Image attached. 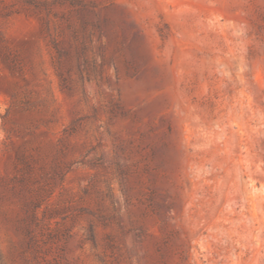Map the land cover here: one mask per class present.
<instances>
[{
	"label": "rangeland",
	"instance_id": "374dc122",
	"mask_svg": "<svg viewBox=\"0 0 264 264\" xmlns=\"http://www.w3.org/2000/svg\"><path fill=\"white\" fill-rule=\"evenodd\" d=\"M0 264H264V0H0Z\"/></svg>",
	"mask_w": 264,
	"mask_h": 264
}]
</instances>
